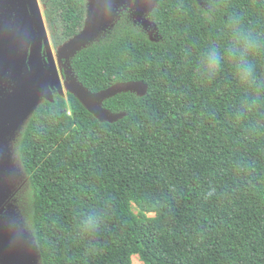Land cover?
<instances>
[{
	"label": "trees",
	"instance_id": "trees-1",
	"mask_svg": "<svg viewBox=\"0 0 264 264\" xmlns=\"http://www.w3.org/2000/svg\"><path fill=\"white\" fill-rule=\"evenodd\" d=\"M201 2L159 0L158 41L122 21L71 58L92 93L147 85L103 102L118 121L71 93L32 113L19 157L42 264H264V91L242 86L229 61L211 81L196 71L233 21L264 36V0ZM48 7L58 44L83 30L86 0ZM255 64L264 77V52Z\"/></svg>",
	"mask_w": 264,
	"mask_h": 264
},
{
	"label": "rangeland",
	"instance_id": "rangeland-1",
	"mask_svg": "<svg viewBox=\"0 0 264 264\" xmlns=\"http://www.w3.org/2000/svg\"><path fill=\"white\" fill-rule=\"evenodd\" d=\"M33 1L38 15L39 28L37 30L43 37V45L45 47V66L50 68L51 63H55L58 72L57 80L63 85L61 89H53L52 93H59L66 97L68 91L64 86L62 77H65L67 82L78 81L70 67L72 57L63 60L62 62L59 61V50H61L66 43L58 44L55 41L57 25L53 22L54 28H56L54 32L51 27L52 19L50 18L47 3L44 0ZM93 1L94 0H86L87 14H90L91 12ZM110 5L112 7V13H110L107 18L105 15L95 38L90 44L104 39L109 35V32L117 27L122 21L126 23L128 21L132 22L152 41H158L160 39L157 27L151 19L149 11H143L138 3L116 0V2H111ZM24 33L26 32L23 23L21 26L17 24L15 28L0 26V53H2L3 50L5 51V54L3 52L4 57L2 58L1 56L0 58V109L10 105L14 101V98L18 96V93L26 87L27 79L33 77V72L31 69H28V60H26L27 63L24 61L25 55L22 53L23 46H17L19 56L18 59H15L17 62L15 64L16 69L12 71L11 68L7 67L9 52L8 49H5L7 43L4 46L3 41L12 42L16 40L18 43L20 40L25 39ZM8 35L10 36L6 37ZM10 44L12 46L14 43ZM37 46L38 42L33 40L31 42L29 53L27 52L26 59H28V57L31 58L35 53ZM29 54H31V56H29ZM12 59H14V55ZM2 63H4V67L2 66ZM20 65L27 69L23 78L21 73L23 69ZM42 99V97H39L35 99L31 105L27 106V109L16 123L0 129V232L12 231L11 233L17 235L27 245L32 254L31 264L42 263L32 228L33 192L30 186L29 177L23 170L20 161L19 143L35 107H37ZM1 211H3V213H1ZM133 211L138 213V209L134 204ZM14 261L12 254L0 250V264H15ZM132 261L133 264H144L139 256H133Z\"/></svg>",
	"mask_w": 264,
	"mask_h": 264
},
{
	"label": "water",
	"instance_id": "water-1",
	"mask_svg": "<svg viewBox=\"0 0 264 264\" xmlns=\"http://www.w3.org/2000/svg\"><path fill=\"white\" fill-rule=\"evenodd\" d=\"M123 1L138 3L143 11H149L150 13L159 0ZM197 1L199 4H202L201 0ZM29 2L35 14L32 0H29ZM111 2H116V0H94L92 2L91 12L87 14L83 30L79 35L66 42L61 50H59L58 59L60 62L69 57H73L79 50L90 44L95 38L105 15L107 18V16L112 13ZM29 62L33 77L27 79L26 87L18 93V96L14 98V101L10 105L0 109V129L16 123L27 109V106L31 105L35 99L42 97L43 99L53 101L52 90L61 89L63 86L61 82L57 80L58 72L55 63L52 62L50 68L45 66L43 57V37L40 33L38 46ZM64 86L68 93L75 95L95 118L101 122L110 123L118 121L124 115L112 114L109 110L105 109L103 107V102L106 99L122 92H135L139 96H144L147 92V85L143 82L118 84L99 93L88 91L78 81H66ZM1 213H3V211H1ZM11 232H0V250L12 254L15 264H31L32 254L29 248L17 235Z\"/></svg>",
	"mask_w": 264,
	"mask_h": 264
},
{
	"label": "clouds",
	"instance_id": "clouds-1",
	"mask_svg": "<svg viewBox=\"0 0 264 264\" xmlns=\"http://www.w3.org/2000/svg\"><path fill=\"white\" fill-rule=\"evenodd\" d=\"M230 28L231 35L226 44L214 43L205 49L196 68L197 74L211 81L229 61L235 78L242 86L254 88L257 92L264 91V77L257 75L255 64V57L264 52V36L241 27L238 21H233ZM256 102L253 99L252 105ZM87 223L89 228L95 227L91 218Z\"/></svg>",
	"mask_w": 264,
	"mask_h": 264
},
{
	"label": "flooded vegetation",
	"instance_id": "flooded-vegetation-1",
	"mask_svg": "<svg viewBox=\"0 0 264 264\" xmlns=\"http://www.w3.org/2000/svg\"><path fill=\"white\" fill-rule=\"evenodd\" d=\"M44 1L48 5V0H44ZM32 2L34 5L35 14L32 11L31 3L29 2V0H0V26H7L8 28H12V27L15 28V26L17 24L21 26V24L23 23L25 25V32L26 33H24V37H25L24 40H20L18 43L16 40L12 41V42L3 41L4 46L7 43L5 46L6 47L5 49H8V52H9L7 67L11 68L12 71H14L16 69L15 64L17 62L15 59H18V56H19L18 51H17V46L18 45L23 46L22 53L25 55L24 61L28 60V69L30 70V65H29V63H30L29 58L30 57H28V59H26L27 58L26 55H27V52L29 53V49L31 47V42L33 40L34 41L36 40L39 43V31L37 30L39 28L38 15H37V11L35 9L34 1L32 0ZM49 13H50V11H49ZM50 18L52 19L51 14H50ZM53 22H54V20L52 19L51 27H52V30L55 32L56 28H54ZM57 30H58V26H57ZM57 30H56V33H57ZM9 36L10 35H8L6 37H9ZM10 43H14V44L11 46ZM44 50H45V47L43 45V57H44ZM3 52L5 54L4 50H3ZM3 52L0 53V58H1V56H2V58L4 57ZM10 52H11V54H10ZM20 52H21V49H20ZM13 55H14V59H12ZM29 56H31V54H29ZM26 63H27V61H26ZM3 65H4V63H2V66ZM20 67L23 69L21 71L22 78H23L25 76V72L27 69H25L24 66H21V65H20ZM62 81L64 83L66 82L65 77H62Z\"/></svg>",
	"mask_w": 264,
	"mask_h": 264
}]
</instances>
